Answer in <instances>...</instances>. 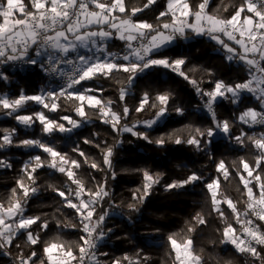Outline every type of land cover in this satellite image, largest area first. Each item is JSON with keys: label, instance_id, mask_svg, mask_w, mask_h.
<instances>
[{"label": "snow or ice", "instance_id": "snow-or-ice-1", "mask_svg": "<svg viewBox=\"0 0 264 264\" xmlns=\"http://www.w3.org/2000/svg\"><path fill=\"white\" fill-rule=\"evenodd\" d=\"M155 3L156 0H147L143 7H134L129 12L125 0H28L27 3L25 0H0V65L28 66L61 81L59 88L42 89L36 95H26L21 90L14 99L6 95L0 96V110L13 117L24 128H31L38 122L42 135L51 136L54 132L71 134L82 127L90 120L86 108L93 109L96 110L98 119L109 124L118 135L131 133L132 136L159 148H164L168 143L184 144L198 152H204L210 159L213 158V140L218 133L240 146H245L246 139L251 141L258 153L255 165H250L242 158V170L237 169L247 196L245 210L238 209L236 202L221 192L218 178L205 184V187L210 194L212 211L223 218L225 214L221 205L226 204L241 228L238 233L225 220L221 243H230L237 252L250 256V264H264V231L254 222V219L264 221V133L249 136L241 131L240 135L232 136L231 122L217 119L214 108L218 100L238 104L242 102V94L249 93L259 101L261 110L248 108L240 114L238 120L249 127L264 125V0H241L227 17L209 12V0H200L195 7L190 0H167L166 10L159 13L155 23L133 20L138 12ZM223 10L228 11V6ZM126 12L128 14L125 15ZM165 17L169 19L165 20ZM190 34L208 36L214 40L228 54V61H238L245 66L247 79L234 85L216 80L210 90H205L200 87V82L183 70L185 58L171 59L156 55L178 40L188 39ZM112 39L124 43L125 50L122 55L108 51V42ZM81 50L87 54H82ZM119 60L125 63H118ZM153 67L168 69L195 88L211 116V126L202 129L186 125L153 139L147 132L137 131V123L151 129L166 119L170 114L169 102L172 93H158L150 98L145 92L135 111L142 112L147 105L156 109L155 115L150 120L138 121L128 126L122 124L129 115L126 105L122 113L114 111L111 100L104 101L95 94L102 92V89L86 87L84 83L98 77L109 78L114 72L128 73L127 87L120 89V100L124 101L136 76ZM6 72L7 69L0 71V80L9 79ZM62 98L74 102L75 115L80 118L77 120L69 115L60 116L59 121H66L69 126L49 118L44 111L19 114L30 101L41 105L48 112H57L61 108L59 101ZM174 110L178 115H184L183 108L177 106ZM185 130L188 132L186 138L182 136ZM0 132V150L8 147L34 148L47 154L46 158L34 155L25 161L21 169L24 176L17 180V188L12 189L7 206L0 203V250H5L4 255H11L6 249L13 245L18 234L26 235L27 245L35 246L40 243L39 234L29 229L41 221V218L25 216L24 213L28 200L39 192L35 174L39 169L47 167L64 174L76 185L75 189L68 186L67 195L65 191L55 188L53 190L62 198L63 206L74 209L79 217L80 231L84 233L79 238L82 243L65 241L57 236L43 247V259L38 258L35 250L27 256L21 250L15 257L14 264H102L97 259L95 250L105 239L107 232L112 231L108 229L105 232L103 228L110 210L99 215H96V210L104 198L110 196L107 179L97 183L94 189L86 188L84 180L78 178L74 171L81 166L78 160L71 159L67 153H61L43 139L26 138L17 142L14 140L16 129H4ZM83 143L91 144L93 141L84 139ZM119 143L121 141L102 150L104 168L95 162L91 163V168L107 170L111 172L112 179H115L111 158ZM72 151L85 157L87 162V157L79 145L73 147ZM0 168L10 169L11 163L0 159ZM135 171L142 173L143 184L133 193L132 202L127 204L130 212H138L139 206L152 194L154 187L160 184V174H153L147 169ZM216 171L225 179L230 174L223 160L217 163ZM202 179V176L193 172L182 181L164 185V189L172 191L184 188ZM255 188L259 189L258 193L254 191ZM117 207L119 205L114 203L111 205V209ZM194 219L198 225L206 224L205 217L200 213ZM38 226L42 230L47 229L48 222L41 221ZM57 226H61V221L57 220ZM64 226L77 227L75 224ZM187 231L191 233L195 231V227H189ZM168 242L175 253L177 264H201V256L195 252L191 238L180 237L177 233L170 235ZM15 247L20 249L21 246L16 244ZM74 248L78 249V254L74 252ZM101 255L106 256L107 253ZM147 259L138 252L137 258L125 255L122 259L113 260L111 264H147Z\"/></svg>", "mask_w": 264, "mask_h": 264}, {"label": "trees", "instance_id": "trees-1", "mask_svg": "<svg viewBox=\"0 0 264 264\" xmlns=\"http://www.w3.org/2000/svg\"><path fill=\"white\" fill-rule=\"evenodd\" d=\"M27 2L28 0H25V3ZM146 2L147 0H125V5L130 12L134 7H143ZM190 3L195 7L200 0H190ZM240 3L241 0H209L208 11L227 17ZM225 6H228V11L223 10ZM166 8L167 0H156L155 4L138 12L133 20L155 23L156 17ZM218 9L219 12H217ZM123 49L124 43L118 39L108 42L109 52L120 54ZM156 55L168 56L171 59L185 58L186 63L183 70L191 78L200 82V87L205 90H210L216 80L234 85L244 82L248 76L245 66L238 61H228V54L208 36L190 34L188 39L178 40ZM209 73L212 75L209 76ZM6 75L9 77L7 81L0 80V96L6 95L11 99L18 97L21 90L26 95H36L40 94L42 89L59 88L58 84L43 77L41 71L35 68L14 73L7 71ZM128 75L120 71L114 72L109 78L98 77L84 82L86 87L102 89V92L95 94L104 101L111 100L114 111L122 113L125 105L129 108V115L122 121V124L132 126L138 121H146L154 117L156 109L147 105L144 111L139 113L135 111L145 92L150 98H154L158 93L170 92L172 99L169 102L170 114L167 118L151 129L137 123V131L147 132L151 138L155 139L160 135L184 128L186 125L202 129L211 126V116L206 111L201 97L183 77L168 69L153 67L136 76L124 101H121L120 89L127 87ZM46 82L48 84H45ZM241 101L238 104H232L228 100H218L214 105L217 119L231 122L232 136L240 135L241 131L249 136L264 133V127L256 125L249 127L238 120L240 114L248 108L261 110L259 101L253 99L249 93L243 94ZM59 103L61 108L57 112H48L41 105L30 101L19 114L44 111L49 118L57 121L62 115L80 119L75 115L73 101L62 98ZM177 106L183 108L184 115L181 116L175 112L174 109ZM86 112L90 115L89 122L75 129L71 134L54 132L51 136H44L38 122L31 128H24L13 117L5 115L3 110H0V130L16 129L14 140L17 142L26 138L43 139L61 153H67L71 159L78 160L81 166L74 171L78 178L84 180L86 188L94 189L97 183H102L107 179L110 196L105 197L96 210V215L110 210L103 228L105 232L108 229L112 231L107 232L105 239L95 250L97 259L102 264H111L113 260L122 259L125 255L137 258L138 252L141 256L148 258L147 264H177L175 253L168 242V237L177 233L180 237L193 240V248L201 256V264H250L252 259L250 256L237 252L230 243H221L225 220L231 223L238 233L241 228L226 204L221 205L225 214L223 218L212 211L210 194L205 184L218 178L221 192L233 199L238 209L245 210L244 202L247 196L244 194L245 190L237 169L242 170V165H240L242 158L250 165H255V157L258 153L251 141L246 139L245 146H240L226 139L222 133H218L213 140V158L210 159L204 152H198L193 147L184 144L168 143L164 148H159L155 144H148L132 136L131 133L118 135L109 124H104L98 119L95 114L96 110L86 108ZM59 122L69 126L66 121ZM187 135L188 132L185 130L182 136L186 138ZM84 139H89L93 143L84 144ZM117 141L121 143L114 148L111 158L112 171L116 173L115 179H112L111 172L92 169L90 165L95 162L104 168L102 150L107 146L116 145ZM97 144L100 146L97 147ZM76 145H79L80 150L85 153L87 162H85V157L72 151ZM34 155L47 157L46 153L34 148L8 147L0 150V159L11 163L10 169L0 168V203L7 206L12 189L17 188V180L24 176L21 172L23 164ZM221 160L225 161L230 173L227 179L216 171V165ZM136 169H147L153 174H160V184L154 187L152 194L139 206L138 212H130L127 204L132 202L133 193L143 184L142 173L135 171ZM193 172L202 176L203 179L184 188L165 191L164 185L182 181ZM243 174L247 176L246 173ZM35 175L39 192L28 200L24 214L25 216H39L41 221L48 222V228L42 230L38 226L41 221H38L29 229L39 234L40 243L35 246L26 244L25 234H18L13 245L6 249L11 252V255H4L5 250H0V264H14L15 257L21 250L26 256L35 250L38 258L43 259V247L57 236L65 241L82 243L79 238L84 233L80 231L79 217L74 209L63 206L62 198L59 197L57 191L53 190L55 188L65 191L67 195L68 186L75 189L76 185L72 184L64 174L47 167L39 169ZM254 191L258 193L259 189L255 188ZM113 203L119 207L111 209ZM197 213L205 217L206 224L196 223L194 217ZM57 220L61 221L60 227L57 226ZM254 222L264 231V221L254 219ZM65 224H75L77 227H65ZM192 226L195 227V231L189 233L187 229ZM16 244L21 246L20 249L15 247ZM74 252L78 254V249L74 248ZM101 253H107V255L104 256Z\"/></svg>", "mask_w": 264, "mask_h": 264}, {"label": "built area", "instance_id": "built-area-1", "mask_svg": "<svg viewBox=\"0 0 264 264\" xmlns=\"http://www.w3.org/2000/svg\"><path fill=\"white\" fill-rule=\"evenodd\" d=\"M31 67H28V66H19V65H0V71H4V69H7L8 72L10 73H14L16 71H23L25 69H30ZM42 76L47 78L48 80L52 81V82H55L56 84H58L60 86L61 84V81L59 79H56V78H52V77H49L47 76L45 73H42ZM258 127H264V125H256ZM75 264V262H74Z\"/></svg>", "mask_w": 264, "mask_h": 264}, {"label": "crops", "instance_id": "crops-1", "mask_svg": "<svg viewBox=\"0 0 264 264\" xmlns=\"http://www.w3.org/2000/svg\"><path fill=\"white\" fill-rule=\"evenodd\" d=\"M113 40V39H112ZM112 40H110V41H112ZM109 41V42H110ZM120 41V40H119ZM121 42V41H120ZM124 50H125V48L123 49V51L119 54V53H117L116 52V54H118V55H122L123 54V52H124ZM118 63H125L124 61H122V60H119V61H117Z\"/></svg>", "mask_w": 264, "mask_h": 264}, {"label": "rangeland", "instance_id": "rangeland-1", "mask_svg": "<svg viewBox=\"0 0 264 264\" xmlns=\"http://www.w3.org/2000/svg\"><path fill=\"white\" fill-rule=\"evenodd\" d=\"M230 43H231V42H230ZM81 53H82V54H87V53L84 52V50H81ZM45 84H48V82H46ZM244 94H245V93H244ZM242 95H243V94H242ZM252 97H253V96H252ZM253 99H255V97H253ZM255 100H256V99H255ZM160 122H161V121H160ZM160 122H159V123H160ZM54 255H55V254H54Z\"/></svg>", "mask_w": 264, "mask_h": 264}]
</instances>
